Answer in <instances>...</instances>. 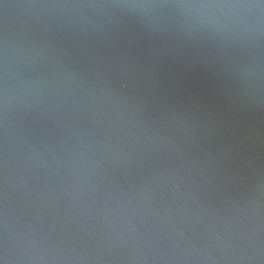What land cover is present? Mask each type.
<instances>
[{
	"label": "water",
	"instance_id": "1",
	"mask_svg": "<svg viewBox=\"0 0 264 264\" xmlns=\"http://www.w3.org/2000/svg\"><path fill=\"white\" fill-rule=\"evenodd\" d=\"M0 264H264V0H0Z\"/></svg>",
	"mask_w": 264,
	"mask_h": 264
}]
</instances>
